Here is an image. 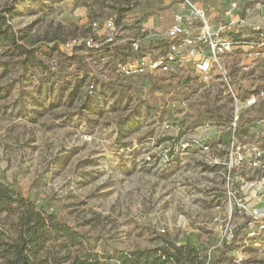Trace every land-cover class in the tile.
<instances>
[{"label":"rangeland","instance_id":"rangeland-1","mask_svg":"<svg viewBox=\"0 0 264 264\" xmlns=\"http://www.w3.org/2000/svg\"><path fill=\"white\" fill-rule=\"evenodd\" d=\"M189 1L0 0V188L46 219L36 264L132 253L149 264L164 248L195 264H264V229L255 245L235 208L264 178V62L234 48L207 78L192 59L117 71L132 38L142 54L165 52L177 15L196 37L202 18L237 37L263 0ZM107 17L124 39L113 53L85 41ZM4 206L0 231L16 236L25 208Z\"/></svg>","mask_w":264,"mask_h":264},{"label":"built area","instance_id":"built-area-1","mask_svg":"<svg viewBox=\"0 0 264 264\" xmlns=\"http://www.w3.org/2000/svg\"><path fill=\"white\" fill-rule=\"evenodd\" d=\"M185 1L191 4L189 0ZM263 4L264 0L259 2L256 7L257 21L239 20L240 25H244L247 29V33L237 37L222 36L223 28L217 31L211 30L205 18H202L204 22L202 34L196 37L186 30L183 32V17L177 15L166 32L171 40L165 52L157 56H151L149 53L142 54L140 53L142 50L141 39L132 38L131 53L127 55V58L116 63L117 71L123 76L146 74L154 70L170 71L183 66L186 59H192L203 78H207L212 64L219 63V55L232 51L234 48H240L242 54L254 63L264 62V16L261 15ZM197 12L202 17L199 9ZM90 29L92 34L85 38L89 45L110 53L122 46L124 39L121 29L112 17L92 20ZM203 44H206L208 51H206V47L201 46ZM89 87L93 88V84H90ZM252 151L254 153L253 163L259 165L258 157L261 155V151L257 147H254ZM251 185L254 188L252 189L253 193H250L248 199L240 198L235 208L245 227L247 238L253 240L257 245L260 230L264 229V178L256 180ZM233 229L230 230V237L234 236ZM242 260L243 256L237 255L235 261Z\"/></svg>","mask_w":264,"mask_h":264},{"label":"trees","instance_id":"trees-1","mask_svg":"<svg viewBox=\"0 0 264 264\" xmlns=\"http://www.w3.org/2000/svg\"><path fill=\"white\" fill-rule=\"evenodd\" d=\"M13 190L8 188H0V203H5L4 207L13 201H18L19 206L25 208L20 215L19 231L16 236H5L0 231V264H36L37 250L40 249L45 238V218L40 212L34 209L32 204L26 202L21 196L13 199ZM160 256H153L149 264H163L169 259L174 261V264H195L199 260L191 253L188 256H183L180 253L177 255L169 251V249H162ZM120 264H144L140 257L135 253L131 256L120 255ZM94 262V261H93ZM92 261L86 259H76L70 264H92ZM212 264V263H211Z\"/></svg>","mask_w":264,"mask_h":264}]
</instances>
